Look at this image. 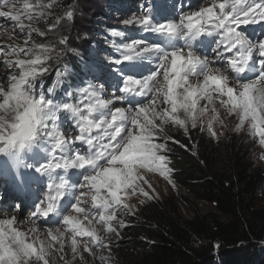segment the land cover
Wrapping results in <instances>:
<instances>
[{"label":"snow or ice","instance_id":"obj_1","mask_svg":"<svg viewBox=\"0 0 264 264\" xmlns=\"http://www.w3.org/2000/svg\"><path fill=\"white\" fill-rule=\"evenodd\" d=\"M55 2L41 5L39 0L35 4L24 0L18 10L15 0H0V16L16 22L21 32L26 29L28 32L24 46L12 47L7 54L0 53L15 56L14 61L5 60V64L19 69L18 73L11 74L7 89L0 85V154L19 166L26 154L45 146L47 162L37 159L25 165L34 169L33 179L35 174L48 177V194L38 203L34 202L30 217L34 225L32 232H39L35 227L37 219L50 214L62 217L63 225L68 226L66 231L71 232V251L75 258L81 245L83 251L93 254L89 243L79 241L78 237H90L97 246L111 247L95 227H85L84 221L91 225L93 219L98 218L106 232L119 239L118 229L129 225L118 219L117 213L122 207L125 215H134L121 193L131 195L138 191L151 199L141 186L148 183L141 169L159 172L173 183L167 157L161 153L171 151L168 141L181 149L185 144L167 135L166 125L177 126L191 139L190 129H197L200 118L211 112L215 115L207 130L215 137L217 133L212 125L220 119L218 102L227 114L239 115L241 127L250 120L252 135L258 136L260 145L264 146V40L254 42L242 29V26L264 22V0H210L207 6L168 22L154 20L151 11L125 20V25H139L142 31L158 36L155 43L135 39L124 46L123 61L135 63L126 64L119 71L143 78L133 79L128 75L122 89L117 85V91L125 95L114 94L108 101L101 99L102 89L90 83L88 87L77 86L78 103L69 99L73 97L72 90H66V99L62 100L46 95L43 90L36 91L37 79L50 70L49 61L63 54L52 43L32 42L28 46L32 33L46 35L34 22L44 17L43 9L51 8ZM64 18L71 21L73 12L68 10ZM61 19L58 17L51 29H55ZM111 35L122 34L113 31ZM202 37L217 39L202 40ZM67 40L62 36L58 43L67 45ZM179 41H183L182 46ZM209 45H214L211 48L214 58L207 54ZM116 50L119 52L120 48L116 46ZM254 53L261 58L258 67ZM123 61L115 59L111 63L120 65ZM151 64L155 67H149ZM63 75L64 71L57 72V86ZM53 91L48 89V92ZM201 101L207 103L201 105ZM66 121L71 122L78 134L72 135V127L65 130ZM154 137H162L164 142H152ZM195 147L192 145L193 156L198 155ZM57 170L64 173L58 179L54 175ZM69 170H77L75 174L82 179L70 183ZM76 189L80 191L77 193ZM66 193L73 196L75 203L70 212L63 214L67 205L62 206L60 201ZM17 200L23 204V189L19 184ZM11 207L14 211L20 210L16 204ZM92 209L99 212L94 213ZM16 224L15 215L0 220V264H30L33 258L49 264L46 257L52 241L58 243V251L63 252L65 233L59 227L46 230L51 238L46 245L38 235L30 238ZM80 259H84L83 255ZM104 260L101 257V261Z\"/></svg>","mask_w":264,"mask_h":264},{"label":"rangeland","instance_id":"obj_2","mask_svg":"<svg viewBox=\"0 0 264 264\" xmlns=\"http://www.w3.org/2000/svg\"><path fill=\"white\" fill-rule=\"evenodd\" d=\"M140 1L141 0H56L51 8L43 9L45 11V16L34 22V26L39 28L41 31H44L46 35L40 36L35 32L32 33V41L29 42L28 46L30 47L32 42L37 44L52 43L57 47L58 50H62L63 54L70 56L72 54H79L82 55L84 59H89L92 61V67L94 70L96 69L97 73H99V67H102L103 69L100 73L103 74V77L100 79L98 75L95 77V74L93 73V75L91 74L89 77L91 79L89 83L97 89H102L101 99L105 101L111 100L114 94L121 95L120 92H117V84L115 79H123L125 78V75H123L121 72H118V70L114 69L113 66L104 68V65L111 64V61L115 59H120L123 61V56L114 59L112 54L108 53V45L106 44L104 38L106 36L108 26L114 27L116 29L138 30L141 28L139 25H125L123 23L125 20L131 19L133 16L140 17L146 14L147 9L142 6ZM23 2L24 0H15L16 8L18 10L22 8ZM30 2L35 4L37 0H30ZM39 3L41 5H47L52 3V0H39ZM208 4H210V0H205L204 2H200V6L198 8L191 9L188 12L197 11L200 7L207 6ZM117 5L121 7L120 10L114 8L117 7ZM3 10L7 11L9 9L4 8ZM68 10L73 12V18L71 21H68L66 18H64ZM21 15H23V13H21ZM58 17H62L63 19H61L59 25H57L55 29H51V26ZM11 21L12 20L7 17L0 16V53H10L11 48L17 45L24 46V41L28 36L27 29L24 32H21L16 22ZM24 22L26 24L29 23L27 20ZM242 29L246 34L247 30L244 26H242ZM62 36H66L68 38L67 45H60L58 43L59 38ZM133 40L134 39H130L127 44L132 43ZM67 49H73L74 51ZM22 55L23 54H21V56ZM62 55L58 59L49 61L50 70L42 77H39L36 81L37 92L41 91L42 81L46 77L48 78L53 74L52 68L55 66L57 61H61ZM208 56L210 58H214L215 53H213L210 49V54H208ZM15 59L16 57L12 55H0V85H3L6 89L8 87L11 74L14 72L18 73L19 69L16 67H8L5 64V60L14 61ZM254 59H256L258 67L259 60L261 58L258 57L257 53H254ZM123 63L131 62L123 61ZM149 66L152 68L155 67L154 64ZM122 86H124V82H121V87ZM206 103L207 101H201V105ZM120 106L126 107L127 105ZM161 107H167V105L161 104ZM216 108L220 114V119L212 125L213 130L217 133L215 137H213L207 130L211 117L215 115L211 112L204 114L200 118L197 129H190L191 139H188L184 135L183 130L179 129L178 127L176 130L171 131L172 133L166 131V134L173 137L174 140H179L181 143L185 144V148L181 149L178 144L169 141L172 151L164 155L167 157V166L171 169V173L173 175L180 171L181 164L179 159L182 158L181 155H192V145L196 146L194 150L197 151L201 142H203L205 145H209L210 141H225L227 135L229 134L237 135L238 138L245 135L250 137L256 146L251 151L249 159L256 167L262 168L264 170V159L261 158L264 156V146L260 145L258 136L252 135L251 121H245L241 127L239 115L227 114V112L219 105L218 102L216 103ZM179 115L182 116V113H179ZM63 127L65 130L68 127H72L73 136L78 134L77 129L73 127L70 121H66ZM201 128L204 130L201 131ZM160 140H163L162 137H160ZM154 142L159 143L157 141ZM76 146L79 147L78 145ZM44 147L45 146H38L33 150L32 153H28V155H31L33 159V161L29 162L28 164L35 163L37 160L36 154H38L39 159L42 158L41 155L44 153ZM81 149L86 150L84 147H81ZM175 149L178 152L174 151ZM217 156L219 161H225V156L222 154H217ZM45 159L47 162L48 157L46 154ZM58 171L62 172L63 170ZM72 171L73 172L70 174H67V177L70 178V183L79 178V176L75 174L76 172H74L77 170ZM140 173L143 175L145 180L148 181L147 184H142L141 186L149 193L151 199L144 197L138 191L131 193V195L121 193L122 198L126 200L134 213V215H125L122 207L117 213L118 219L124 220L125 224L129 225L123 229H118L121 232V238L117 239L112 234L107 233L105 226L99 223L98 218L93 219V223L91 225L88 224V221H84L85 227H95L98 234L104 238L105 242L111 244L110 248L97 246L90 237H78L77 239L79 241L88 242L89 246L93 248L92 255L86 251H83V247L81 245L79 255H76L74 258V254L71 251V232L66 231L68 226L63 225V220L58 224L48 226L40 224L42 222V218L37 219L35 227L39 229V232L34 234L32 232L34 225L32 223V219H30L32 212L27 213L25 211L21 214H18L14 211H10L9 213H0V219H8L12 215H15L17 219L16 227H18L19 230L27 233L30 238L38 235L39 239L45 241L46 245L51 241V238L46 235V230L49 228L55 229L59 227L61 231L65 233L63 237L64 250L63 252L58 251L60 245L52 241V247L48 249L49 255L46 257L49 260V264H134L140 258L141 254H138L134 250L130 249L128 240L139 233L137 231H133L132 229L133 227H138L136 224L137 222L140 223L144 221V213H146L148 206L152 204H159L158 209H163L166 207L169 208V204L166 203L169 202V199H173L176 209L184 218H191L196 212L207 213L216 211L214 205L203 204L195 200L185 188H183L178 182H176L175 179L172 178L171 174H169V177L173 183H169V181L161 176L159 172H149L146 169H141ZM1 179H6V177H3V174L0 172V180ZM31 179H40V176L35 174V179H33V175ZM79 191L80 190L77 189V193ZM127 192H131V190H127ZM43 194L47 195L44 188L41 189L40 193L42 198ZM67 199L74 198L71 194L66 193L64 199L61 201L62 206H64ZM74 203L75 200L73 201L72 206ZM258 203L259 205L264 206V187H262L259 192ZM92 212L98 213L99 210L92 209ZM135 217L137 219H134ZM78 218L81 217L78 216ZM135 220H137V222ZM115 223L116 222H113L114 225ZM138 240H144L143 236H139ZM80 255H83V260L80 259ZM61 257H63V259H61ZM101 257L105 258L103 262L101 261ZM30 264H43V262H37L35 258H33Z\"/></svg>","mask_w":264,"mask_h":264},{"label":"trees","instance_id":"obj_3","mask_svg":"<svg viewBox=\"0 0 264 264\" xmlns=\"http://www.w3.org/2000/svg\"><path fill=\"white\" fill-rule=\"evenodd\" d=\"M140 2L147 9L146 14L151 11L153 15L166 0ZM114 8L121 9L119 5ZM261 24L264 27V22ZM257 25L264 34V28L259 24L254 26ZM113 31L122 35L113 37ZM145 33L141 28L108 26L104 38L108 53L114 59L121 57L129 40H144ZM116 46L120 48L119 52ZM61 58L52 68L53 74L42 81L41 90L56 100L66 99L65 91L72 90L74 94L69 99L78 103L76 87L88 86L93 73L101 79L103 68L99 67L97 73L92 61L79 54H63ZM112 66L111 63L104 68ZM58 71H64V75L57 86ZM50 88L54 91L48 92ZM165 128L172 133L177 126L168 124ZM154 141L164 142L160 137H154ZM167 143L171 149L169 141ZM255 146L248 135L238 138L229 134L225 141H210L209 145L201 142L197 156L181 155L180 171L174 175L170 172L172 178L195 200L214 205L216 211L196 212L191 218H184L173 199L166 203L169 208L158 209L159 204L148 206L144 221L139 223L135 220L138 227L132 230L139 233L128 240L130 249L141 254L134 264H264V206L258 203L259 192L264 187V170L249 159ZM217 154L225 156V161H219ZM1 157L5 156L0 154ZM139 236L144 240H138Z\"/></svg>","mask_w":264,"mask_h":264},{"label":"clouds","instance_id":"obj_4","mask_svg":"<svg viewBox=\"0 0 264 264\" xmlns=\"http://www.w3.org/2000/svg\"><path fill=\"white\" fill-rule=\"evenodd\" d=\"M203 0L202 2H204ZM200 4L196 7L198 8ZM195 8V9H196ZM194 9V8H193ZM191 10V9H189ZM187 10L185 13H188ZM179 18V17H178ZM177 18V19H178ZM166 22V21H164ZM260 27H262V24H259ZM246 31V35L249 36L250 39H252L254 42H258L260 40H264V34H262V30L259 29L258 25H248L244 26ZM264 28V27H262ZM149 35H153V33H147ZM157 35V34H156ZM150 67V66H149ZM133 77V76H132ZM127 78V77H126ZM126 78H123L125 80ZM135 79H140L137 77H133ZM122 95V94H121ZM74 127V126H73ZM78 131V130H77ZM79 147H83L78 145ZM40 147V146H39ZM45 154H42V158H44ZM41 158V159H42ZM33 161L32 156L26 154L19 164L17 166L9 157H4L0 159V172L3 174V177L7 176L6 179H1L0 180V204L2 206H7L4 201L8 200L10 205L16 204L19 207V211H14L13 208L6 209L7 211H4L5 209L0 207V213H9L10 211H14L15 213L21 214L23 212H33L34 211V202L38 203L39 200H42L46 194H43V198L41 197V189H45V193L48 194L47 189V180L43 179V184H39L38 179L32 180V174L34 170H31L29 168H26L25 165L28 164L29 162ZM73 172L72 170H69L70 174ZM76 172V171H74ZM12 174L11 176H8ZM27 180V183H23L24 180ZM82 177H79L78 179L72 181V183H78ZM18 184L19 188L23 189V204L20 205L19 201L17 200V194H18ZM77 192V189L75 190ZM53 195L55 194L54 191L52 193ZM64 199V197L61 199V201ZM75 199H67L64 205H67V209L63 214H67L69 211H71V207L73 204V201ZM60 201V204H61ZM62 221V217H56L54 214H50L49 217L43 218L42 222L40 223L41 225H54L58 224L59 222ZM58 226V225H56Z\"/></svg>","mask_w":264,"mask_h":264},{"label":"flooded vegetation","instance_id":"obj_5","mask_svg":"<svg viewBox=\"0 0 264 264\" xmlns=\"http://www.w3.org/2000/svg\"><path fill=\"white\" fill-rule=\"evenodd\" d=\"M158 214H160V213H158ZM158 214H156V217H160ZM163 214L166 215L164 212H163Z\"/></svg>","mask_w":264,"mask_h":264},{"label":"bare ground","instance_id":"obj_6","mask_svg":"<svg viewBox=\"0 0 264 264\" xmlns=\"http://www.w3.org/2000/svg\"><path fill=\"white\" fill-rule=\"evenodd\" d=\"M4 158V157H3ZM0 202H1V200H0ZM1 220V219H0ZM42 220H43V218H42Z\"/></svg>","mask_w":264,"mask_h":264}]
</instances>
